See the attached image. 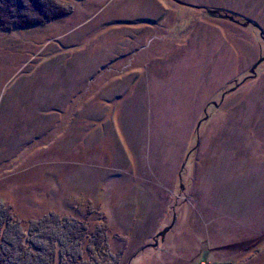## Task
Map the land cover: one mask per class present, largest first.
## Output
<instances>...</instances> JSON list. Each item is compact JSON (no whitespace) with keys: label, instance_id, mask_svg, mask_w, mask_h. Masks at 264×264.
I'll return each mask as SVG.
<instances>
[{"label":"rangeland","instance_id":"obj_1","mask_svg":"<svg viewBox=\"0 0 264 264\" xmlns=\"http://www.w3.org/2000/svg\"><path fill=\"white\" fill-rule=\"evenodd\" d=\"M63 4L0 27L2 264H264V0Z\"/></svg>","mask_w":264,"mask_h":264},{"label":"trees","instance_id":"obj_2","mask_svg":"<svg viewBox=\"0 0 264 264\" xmlns=\"http://www.w3.org/2000/svg\"><path fill=\"white\" fill-rule=\"evenodd\" d=\"M28 2L29 4H32L34 0H0V27H3L5 29L11 30L14 28H30L36 25H40L42 19H46L47 22H49L53 17H59L64 15L67 10L65 7V4H63L64 1L66 0H54L56 3L53 2V5L45 6L44 8L41 6L33 7L32 5V10L29 12L24 9V2ZM48 2L50 0H47ZM47 2V3H48ZM41 5V3H39ZM66 8L65 10L62 9V7ZM71 9V8H70ZM26 11V12H20ZM17 221L14 219V216L12 214V209L9 206H4L0 204V234L1 231L6 233L8 230V227L11 226H16ZM10 235V234H9ZM97 234H95L96 237ZM100 235V232H99ZM11 236V235H10ZM11 238V237H10ZM6 239L5 240V246L8 248L13 247L11 250L14 251L18 249V246L12 244L11 239ZM0 239L3 242L2 236L0 235ZM10 242V243H9ZM2 252H0V264L6 263V261L10 262L11 257L13 258L14 255H7L4 259L1 256H4ZM50 260L44 261V264H55L56 261L58 264H60L62 261H58L55 259L54 255L51 253L50 254ZM8 259V260H7ZM20 260H22V264H28L25 262V254L20 256ZM11 264V263H8ZM85 264V261L82 263Z\"/></svg>","mask_w":264,"mask_h":264},{"label":"water","instance_id":"obj_3","mask_svg":"<svg viewBox=\"0 0 264 264\" xmlns=\"http://www.w3.org/2000/svg\"><path fill=\"white\" fill-rule=\"evenodd\" d=\"M177 3H179V4H183V3L180 2V1H177ZM207 13L210 14V15H213V16H217V17H219V18H224V19L231 20V21H233V22H235V23H237V24H241V25H244V26L248 23V22H246V23H242V22H240L239 20L235 19L233 16L228 15V14H222V13H220L218 10H208ZM255 67H256V66H254V68H255ZM254 68H253L252 72L254 71ZM165 232H166V230H164L160 235L163 236V235L165 234Z\"/></svg>","mask_w":264,"mask_h":264}]
</instances>
